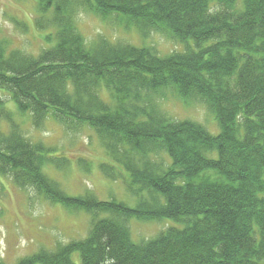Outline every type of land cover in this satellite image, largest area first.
I'll use <instances>...</instances> for the list:
<instances>
[{
    "label": "trees",
    "instance_id": "1",
    "mask_svg": "<svg viewBox=\"0 0 264 264\" xmlns=\"http://www.w3.org/2000/svg\"><path fill=\"white\" fill-rule=\"evenodd\" d=\"M37 5L35 29L48 47L34 56L0 41V89L35 128L52 117L70 131L92 129L137 202L68 194L43 173L50 149L27 138L0 97V176L90 218L83 237L12 264H77L76 252L80 264H264V0ZM80 11L118 13L140 36L162 33L183 49L161 55L102 36L87 43ZM166 91L203 103L219 132L170 118L157 106ZM100 170L120 176L106 162ZM131 218L177 225L133 241Z\"/></svg>",
    "mask_w": 264,
    "mask_h": 264
},
{
    "label": "rangeland",
    "instance_id": "2",
    "mask_svg": "<svg viewBox=\"0 0 264 264\" xmlns=\"http://www.w3.org/2000/svg\"><path fill=\"white\" fill-rule=\"evenodd\" d=\"M37 12V0H0V41L8 49L34 56L48 47L42 34L35 29ZM76 24L87 43L102 36L112 42L153 47L161 55L183 49L182 44L162 33L140 36L135 27L118 13L104 20L96 14L80 11ZM0 97L27 138L32 142H42L50 149V161L43 167V173L48 178L70 195L88 191L100 200L115 199L135 206L137 198L124 183L129 179L127 172L106 154L92 129L84 126L70 131L52 117L35 128L29 114L18 111L7 91L0 89ZM157 106L172 119L195 120L210 133L219 132L214 116L201 102L185 104L182 98L166 91L158 99ZM105 162L115 166L119 171L118 178L104 176L100 165ZM0 182V260L12 264L41 248L52 249L57 244L86 234L90 221L86 212H70L59 203L51 204L31 187H18L8 177L0 176ZM128 225L132 240L141 241L151 239L168 225L177 224L170 219L148 221L131 218ZM72 258L80 264L77 252Z\"/></svg>",
    "mask_w": 264,
    "mask_h": 264
}]
</instances>
